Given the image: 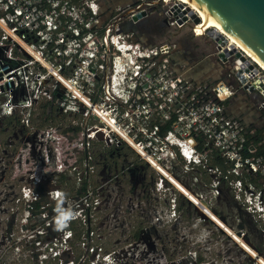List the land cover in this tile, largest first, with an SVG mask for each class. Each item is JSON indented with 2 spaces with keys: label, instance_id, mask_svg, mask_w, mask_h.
Here are the masks:
<instances>
[{
  "label": "built area",
  "instance_id": "2783aa9c",
  "mask_svg": "<svg viewBox=\"0 0 264 264\" xmlns=\"http://www.w3.org/2000/svg\"><path fill=\"white\" fill-rule=\"evenodd\" d=\"M144 12L132 15L131 22L134 24L135 17ZM100 15L97 0H0V124L19 112L22 124L30 125L41 96L55 80L53 93L56 91L57 97L52 101L58 99L54 103L61 113L83 114L87 134L80 147L89 150V159L96 142L113 145L115 150L127 144L141 160L161 172V157L152 149L164 143L170 153H179L213 175L208 186L215 198L221 195L222 182L230 184L237 202L264 239V155H247L250 137L264 124V101L255 103L248 95L255 92L264 99L258 87L264 84V72L246 79L242 72L245 63L238 64L241 58L229 51V42L221 45L214 39L215 50L193 60L189 51L167 43L127 42L121 33L106 32L105 22L98 21ZM184 23L177 18L176 25ZM103 32L107 43L99 37ZM231 78L237 80V87L232 86ZM24 86L29 96L17 102ZM243 98L249 105L246 114L255 120L233 113L231 107ZM99 99L117 113L116 118L104 116L105 111L96 104ZM74 101L75 107H69ZM174 115L171 129L161 137L160 127ZM90 116L98 122L90 123ZM121 116L137 125L122 129ZM110 130L121 137L111 139ZM213 155L225 159L229 167L226 174L210 166L208 160ZM71 175L79 177L80 172L74 167ZM28 192L30 198L22 203L27 207L23 212L31 218L46 217V212L33 215L29 210L36 195L32 188ZM52 192L54 200L64 199L60 191ZM232 231L226 233L249 258L244 246L255 253V264H264V252L257 251L248 232L241 228L235 235Z\"/></svg>",
  "mask_w": 264,
  "mask_h": 264
},
{
  "label": "rangeland",
  "instance_id": "374dc122",
  "mask_svg": "<svg viewBox=\"0 0 264 264\" xmlns=\"http://www.w3.org/2000/svg\"><path fill=\"white\" fill-rule=\"evenodd\" d=\"M97 1L101 7L99 23L105 22L106 32L111 29L113 34L121 33V38L127 42L132 39L157 46L167 43L173 48L191 52L193 60L206 57L215 50L217 43L210 37L211 29L203 32L202 22L189 19V7L178 0ZM143 11L146 15L133 24L131 16ZM175 14L185 22L183 26L176 25L178 17ZM116 27L120 30L117 31ZM106 32L99 36L104 43L108 42ZM253 64L258 73L251 79L262 71L257 64ZM247 71L242 70L243 75L250 79ZM236 83L237 80L231 78L232 86L237 87ZM54 85L55 80H52L39 105L54 99ZM240 94L244 92L240 91ZM72 95L68 97L71 100ZM27 96L29 90L24 86L17 102ZM248 96L255 103L264 101L255 92ZM96 104L105 111L104 116L108 119L117 117V113L103 106L100 99ZM75 105L74 101L69 107L74 108ZM35 111L34 118L39 125L42 109L39 106ZM15 115L17 119H22L19 112ZM64 115L67 116L60 119L57 126L32 127L21 122L15 123L11 129L5 128L8 133L6 137L0 134V264H57L54 260L56 255H60L59 264H73V260L78 264H163L167 250L165 245L173 247L184 240L191 244V250L201 253L204 259L202 264H247L244 254L233 244H237V241L222 229L228 233L233 230L235 234L243 228L248 232V238L264 248L263 237L237 202L230 184L222 182L221 195L215 198L208 186L213 175L193 162L190 164L186 159L170 153L164 143L156 144L152 149L157 157H161L163 169L159 172L138 158L127 144L115 151L116 158L112 160L107 155L104 143L96 142L90 152L106 158L95 160V179L100 185V198L97 201L100 204L97 210L94 208L91 217H94V224L88 225L90 228L96 227L95 239L90 242L95 251L91 249L88 252L86 247L75 246L70 253V240L65 241L68 236L64 237L63 228L57 227V213L52 211L50 216L46 214V217L31 218L27 216V211L21 209L24 200L27 202L30 198L28 190L32 188L40 194L47 208L56 206L60 212L71 211L78 219L85 210L76 205L75 200H53L55 194L52 191L60 189L55 183L56 177L64 174L75 180L71 175L74 167L81 171L79 160L83 157V150L80 144L87 134L85 126L82 133L65 134L64 131L73 123L71 115ZM90 117V123L98 122ZM120 123L124 125L122 129H127L128 124L137 125L125 116L120 117ZM1 128L2 125L0 131ZM109 135L111 139L121 137L114 130H110ZM145 139L148 141L147 137ZM37 179L46 181V185L38 187ZM176 186L181 187V192ZM176 196L181 197V213L174 217L173 200ZM85 203L82 201L80 204ZM195 203L203 205L202 209ZM199 210L209 215L210 219L202 220ZM137 221H147V228L142 238L134 241L132 226ZM244 249L250 255H255L249 248L244 246ZM193 253L179 257L173 264H197Z\"/></svg>",
  "mask_w": 264,
  "mask_h": 264
},
{
  "label": "trees",
  "instance_id": "16d2710c",
  "mask_svg": "<svg viewBox=\"0 0 264 264\" xmlns=\"http://www.w3.org/2000/svg\"><path fill=\"white\" fill-rule=\"evenodd\" d=\"M57 97V92H54V98ZM42 109V114L40 117L39 125L36 124V119L34 118V114H32L30 125L32 127L34 126H40L44 128L45 126H57L59 124V120L66 117L67 115H64L63 113L60 112L58 106L54 103V101H50L46 103L45 105H39ZM38 106V108H39ZM16 116V115H15ZM15 116L9 117L5 120H3L0 124L2 125L0 134L3 137H6L8 133L5 132L6 129H11L15 125V123L21 124L22 119H17ZM264 117V116H263ZM175 115L172 117L171 121L166 123L165 125H162L160 127L159 135L161 137H165L167 132L171 129V126L173 122L175 121ZM71 120L72 123L68 129L64 131L65 134H70V133H82V129L84 127V117L83 114L80 113H73L71 114ZM85 131L86 128L84 127ZM264 140V124L261 128L257 129V132L254 136L250 137V142H249V153L247 154L250 157H258L260 155H264V144H262V141ZM86 139L83 141L85 142ZM113 145L109 146L107 143L105 144V149H107L108 153L107 155L110 156L112 160L116 158V150ZM89 150L86 148L83 149V157L79 160L80 165L82 166V169L80 171L79 177L77 175H74L76 178L74 181L70 179L67 175L60 174L56 177L55 183L58 185V191H60L64 197V200L66 201H76V205H78L80 208L82 206L83 210L81 214V218L78 219L75 218L73 220H70L68 222V225L66 228H63V231H65L64 237L68 236L65 241L70 240L68 247L69 252L72 253L74 250L75 246L78 247H86V249L91 250L94 252V247L93 245L90 244L95 239V229L96 227H88L89 224H94L92 222L91 218L94 215V208H98L99 206V201H97L98 198H100V190H99V183H97V180L95 179V174H96V165H95V160L97 158H103L99 153L91 156L89 159ZM177 156L182 159V157L177 154ZM106 157L103 159L105 160ZM139 158V157H138ZM139 161V159L137 160ZM210 166L212 167H217L219 168L223 173H227L229 167L228 164L226 163L225 159L221 158L218 155H213L212 157L209 158L208 160ZM46 181H42L38 184H36L38 187H44L46 184ZM102 192V191H101ZM33 193L36 195V200L33 203H30L29 210L31 209L33 215H39L42 213H48L49 215L53 212H55V217L58 218L59 212L56 206H53V209L47 208L46 207V202L43 201V198H41L40 194L36 192L33 189ZM44 193V192H43ZM44 196V194H43ZM181 197H175L173 200V207H174V212L173 215L174 217L180 216L181 213V204H180V199ZM54 200V199H53ZM59 201V200H55ZM86 201L85 204H80L81 202ZM28 204H26L27 206ZM86 206V207H85ZM21 209L23 211L27 210V207L21 205ZM53 211V212H52ZM84 217V218H83ZM56 220V219H55ZM208 221V220H207ZM146 225L147 221H137L135 224H133L132 228V236L134 241H139L142 236L144 231L146 230ZM94 226V225H93ZM241 228L242 225H239ZM56 228V226H54ZM252 243L256 247L257 251L260 253L264 252V248L258 246L257 243H255L251 239ZM231 242H233L231 240ZM90 244V245H89ZM233 244L240 250L245 258L247 259V264H255L253 261L250 260L249 256L235 243ZM167 246V247H166ZM167 248L166 250V257L165 261L163 264H173L176 262V260L179 257H184L187 256L188 253H193L195 257V261L197 264H202L204 259L201 255L200 252L198 251H193L191 250V244L184 240L180 244H177L173 247L171 245L167 244L165 245ZM184 259V258H183ZM54 260L59 264L60 260V255H56L54 257ZM73 264H78L76 260H73Z\"/></svg>",
  "mask_w": 264,
  "mask_h": 264
},
{
  "label": "water",
  "instance_id": "95a60500",
  "mask_svg": "<svg viewBox=\"0 0 264 264\" xmlns=\"http://www.w3.org/2000/svg\"><path fill=\"white\" fill-rule=\"evenodd\" d=\"M200 4L210 10L225 25H227L236 35H238L257 55L264 60V0H197ZM183 6L182 4H179ZM146 15V12L135 17L134 21L139 20ZM197 20V19H196ZM199 22V19H198ZM212 37L221 45L228 41L217 33L216 29L212 31ZM237 56L241 58L238 64L243 61L245 65L250 66V61L246 57L234 50ZM252 67V65L250 66ZM239 77L244 82L241 74ZM250 91L253 88L250 87ZM196 204V203H195ZM197 205V204H196ZM200 205L197 207L201 208ZM202 209V208H201ZM200 212V210H199ZM202 220H209L210 217L199 213ZM225 224V222L221 219ZM222 229V228H221ZM226 232V230L222 229ZM250 260L257 262V257L250 255Z\"/></svg>",
  "mask_w": 264,
  "mask_h": 264
},
{
  "label": "bare ground",
  "instance_id": "6f19581e",
  "mask_svg": "<svg viewBox=\"0 0 264 264\" xmlns=\"http://www.w3.org/2000/svg\"><path fill=\"white\" fill-rule=\"evenodd\" d=\"M178 1L189 7V11H188L189 13L187 14V17L189 19L191 18L195 20L199 19V21L202 22L201 27L205 28L206 30L211 29V31H213L214 29H216L217 33L223 36L225 40H227L230 43V48H228L230 52H235L234 50H237L239 53H243L245 57L250 59L253 63L257 64V66H259L261 70L264 72V60L259 55H257L238 35H236L227 25H225L210 10H208L206 7L200 4L197 0H178ZM211 31L210 33H212ZM244 69L249 70L247 72L250 75L249 77L250 79L252 78L253 75L258 73V71L254 69V67H247L245 65V67L244 66L242 67V70ZM246 79L248 78L246 77ZM258 87L262 89V93L264 94V84L258 85ZM99 131L103 132L105 130L101 129ZM176 188L181 192V187L176 186ZM204 208L206 209L205 206ZM253 257H255V255Z\"/></svg>",
  "mask_w": 264,
  "mask_h": 264
},
{
  "label": "crops",
  "instance_id": "0c3cea01",
  "mask_svg": "<svg viewBox=\"0 0 264 264\" xmlns=\"http://www.w3.org/2000/svg\"><path fill=\"white\" fill-rule=\"evenodd\" d=\"M248 101L246 99H241L240 102H236L231 108L234 114L236 115H240L242 114V116H246L248 118V120L252 121L255 120V117L253 115L249 116L246 113H249L248 110Z\"/></svg>",
  "mask_w": 264,
  "mask_h": 264
},
{
  "label": "clouds",
  "instance_id": "9594fccd",
  "mask_svg": "<svg viewBox=\"0 0 264 264\" xmlns=\"http://www.w3.org/2000/svg\"><path fill=\"white\" fill-rule=\"evenodd\" d=\"M72 219H75V214L71 211H61L58 216L57 227L66 228L68 222Z\"/></svg>",
  "mask_w": 264,
  "mask_h": 264
},
{
  "label": "flooded vegetation",
  "instance_id": "af4514ba",
  "mask_svg": "<svg viewBox=\"0 0 264 264\" xmlns=\"http://www.w3.org/2000/svg\"><path fill=\"white\" fill-rule=\"evenodd\" d=\"M191 53V52H190ZM191 56H192V53H191Z\"/></svg>",
  "mask_w": 264,
  "mask_h": 264
}]
</instances>
